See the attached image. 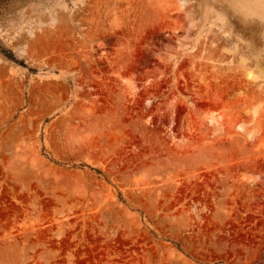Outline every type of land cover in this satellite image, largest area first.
Listing matches in <instances>:
<instances>
[{
  "label": "rangeland",
  "instance_id": "obj_1",
  "mask_svg": "<svg viewBox=\"0 0 264 264\" xmlns=\"http://www.w3.org/2000/svg\"><path fill=\"white\" fill-rule=\"evenodd\" d=\"M252 7L0 0V264H264Z\"/></svg>",
  "mask_w": 264,
  "mask_h": 264
},
{
  "label": "clouds",
  "instance_id": "obj_2",
  "mask_svg": "<svg viewBox=\"0 0 264 264\" xmlns=\"http://www.w3.org/2000/svg\"><path fill=\"white\" fill-rule=\"evenodd\" d=\"M224 8L227 10L230 7L231 0H223ZM224 16V22L229 23L227 18V13L222 12ZM241 23L248 25L253 22H258L262 27H264V0H253L252 11L247 15H242L240 17Z\"/></svg>",
  "mask_w": 264,
  "mask_h": 264
}]
</instances>
